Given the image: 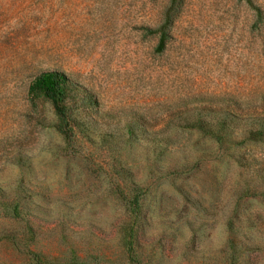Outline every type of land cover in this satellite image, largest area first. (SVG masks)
<instances>
[{
	"label": "rangeland",
	"instance_id": "obj_1",
	"mask_svg": "<svg viewBox=\"0 0 264 264\" xmlns=\"http://www.w3.org/2000/svg\"><path fill=\"white\" fill-rule=\"evenodd\" d=\"M0 264H264V0H0Z\"/></svg>",
	"mask_w": 264,
	"mask_h": 264
},
{
	"label": "trees",
	"instance_id": "obj_2",
	"mask_svg": "<svg viewBox=\"0 0 264 264\" xmlns=\"http://www.w3.org/2000/svg\"><path fill=\"white\" fill-rule=\"evenodd\" d=\"M164 39L159 38L156 49L161 51ZM69 82L67 77L57 71L42 72L35 76L28 88L30 95L39 94L50 101L54 113L58 119L57 129L64 136L69 138L72 134L70 115L65 106Z\"/></svg>",
	"mask_w": 264,
	"mask_h": 264
}]
</instances>
